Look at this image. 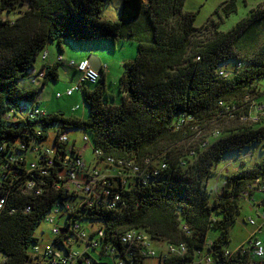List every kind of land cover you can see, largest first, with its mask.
<instances>
[{
  "label": "trees",
  "instance_id": "trees-1",
  "mask_svg": "<svg viewBox=\"0 0 264 264\" xmlns=\"http://www.w3.org/2000/svg\"><path fill=\"white\" fill-rule=\"evenodd\" d=\"M105 1L0 0V264H63L75 249L83 251L79 232L86 226L104 234H91L97 247L83 251L78 264L124 261L132 254L121 235L132 230L154 242L186 246V253L168 255L160 264H259L248 241L235 250L228 246L230 228L244 206L242 193L264 185V156L252 167L242 162L232 172L221 171V191L210 180L224 155L258 143L264 154V119L252 118L264 105V43L247 53L237 47L240 36L250 39L264 21V4L223 32V18L195 26L198 11H187L186 0H122L119 20L103 16ZM220 9L230 15L235 0L223 2L217 13ZM118 39L137 44L136 57L123 63L120 104L112 102L101 67L96 83L76 85L87 118L63 112L32 116L39 107L37 91L19 82L26 78L32 84L38 60L37 68L45 71L41 85L58 80L63 60L50 65L42 58L48 44L57 42L62 55L65 42L89 47L115 45ZM55 124L60 125L54 135L57 151L49 162L46 142ZM206 127H213L215 137L205 135L188 146ZM77 129L101 158L122 161L128 169L126 184L115 188L124 210L79 202L67 208L71 196L63 186L68 172L63 159L69 143L60 137ZM56 209L52 223L48 218ZM42 222L53 234L46 244L35 234ZM55 225L60 227L56 235ZM258 225L250 236L255 232L254 239L264 244L259 236L264 221ZM38 246L53 251L40 253ZM142 252H135V264L145 263Z\"/></svg>",
  "mask_w": 264,
  "mask_h": 264
},
{
  "label": "rangeland",
  "instance_id": "rangeland-1",
  "mask_svg": "<svg viewBox=\"0 0 264 264\" xmlns=\"http://www.w3.org/2000/svg\"><path fill=\"white\" fill-rule=\"evenodd\" d=\"M147 2V0H144ZM229 0H186L185 9L187 11H198L195 26H201L210 19L219 20L223 18V22L220 23L219 30L223 32H227L231 30L238 22L242 19L248 18L252 15V11L257 10V7H262L264 3L263 0H235L237 9L235 12L230 13V15L226 16L222 9L217 13V9L223 3ZM262 3V4H261ZM122 0H106L105 6L103 10V16L105 18L119 20L120 18V10H121ZM26 7V5L24 6ZM243 35L239 37L238 41V49L242 53L253 52L263 45L264 43V21L259 22L255 27V32L252 37L248 40L242 39ZM123 42V47H121V43ZM107 43L108 47L113 46L112 42H104ZM109 43V44H108ZM67 47L72 44H68L65 42ZM84 46L90 44H83ZM116 52H112L110 54L105 53L107 57L111 61V70L107 73V91L111 95V100L113 103L120 104L122 102V93L120 92V78L123 74L124 62L128 60H133L136 57L137 53V44L136 41L131 39H126L122 41L119 39L116 42ZM69 47H80V46H69ZM52 51V54L57 55L59 51L57 42H51L46 46L44 53L46 50ZM114 51V50H113ZM66 60L71 61L74 59L76 62H79L83 59H79L78 55L75 53H71L69 50H65L63 54ZM125 60V61H124ZM64 63V62H63ZM68 63V61H67ZM40 60L36 63V68L39 67ZM229 66H233V63H230ZM69 74L65 73V66L62 65L59 67V78L57 81L49 80L45 86L42 85H33L24 78L19 82V85L25 89L34 88L37 91V101L40 103V109L45 114H53L63 112L65 117L76 116L79 118H87L88 110L85 102L83 100L82 91L75 90L72 96H67L66 91L68 87H76V85L81 80V73L76 72L73 67H68ZM106 70V69H105ZM88 88L94 87V85H85ZM58 92L62 94L61 97H58ZM77 105L79 108L76 109ZM29 107H32V104H29ZM75 110H74V109ZM60 128L59 124H55L49 130V142L50 145L52 142V138L56 134L57 130ZM70 136V144L75 143V147L80 150L83 160L87 165L92 167L100 166L104 167L103 164L98 162L97 156L93 151V148L90 144L86 143L83 140L84 132L81 129H77L69 132ZM209 136L210 138L214 136V129L205 128V132L200 130L193 139L189 140L190 145H198L201 138L204 136ZM208 146V145H207ZM264 154L261 152V145L255 144L250 148L242 149L239 153L232 152L227 155H224L221 161L215 167L216 174L211 177L210 184L212 187H217L219 191L222 189V184L224 183L225 177L220 176L221 171L232 172L235 168H239L243 162V166L252 167L262 160ZM235 169V170H236ZM216 179H218L216 181ZM217 184L215 185V183ZM252 200H254L255 204H259L264 200V185L254 191ZM244 206L241 212L237 215L236 222L231 226V242L228 246L229 249L235 250L245 241H247L250 233L255 229V226L249 224V219L253 218L258 224L261 223L260 214L257 211L255 206H252L251 203L244 201ZM259 210H262L260 208ZM51 225L42 222L36 229L35 234L39 236L43 241L42 244H46L48 241L52 239V233L50 232ZM44 231V232H42ZM216 235L215 232H212L209 236L214 237ZM259 236L264 239V227L262 232L259 233ZM152 248L159 252L160 246L157 243L152 244ZM146 264H156V259H150Z\"/></svg>",
  "mask_w": 264,
  "mask_h": 264
},
{
  "label": "built area",
  "instance_id": "built-area-1",
  "mask_svg": "<svg viewBox=\"0 0 264 264\" xmlns=\"http://www.w3.org/2000/svg\"><path fill=\"white\" fill-rule=\"evenodd\" d=\"M47 51L42 54V58H47ZM58 60H63L61 55L58 56ZM69 64L76 68L78 72L81 73L80 82H90L96 83L101 74L100 71L95 69L90 60L88 58L83 59L79 62L75 60L69 61ZM45 76V71L40 68H35L32 72V77L30 79L33 85H41ZM76 89L78 86L75 87ZM74 91L73 89H68L66 91V95H72ZM58 97H61L62 94L58 93ZM34 115H45L44 112L39 107H35L32 111V116ZM253 120L264 119V105L257 106L255 109V113L253 115ZM50 139V138H49ZM48 141L46 145H48L47 152L49 153V162H52L54 155L56 154V145H55V137L52 138V142L49 145ZM83 140L90 144L89 137L84 134ZM60 141L62 143H69L68 154L65 156L64 164L68 168V172L66 173L65 182L63 184L64 188H66V194L70 195L71 198L67 203V208L70 207V203L73 202L77 204L79 202L88 203V205L95 206L98 209H102L105 211H122L125 209V204L121 201V194L115 191L116 187H119L120 183L125 185L127 179L125 178L126 172L128 171L125 168L122 161H116L112 157L101 158V152L96 150L94 153L97 156L98 162L103 164L104 167L100 166L92 167L87 165L83 160L81 152L79 149L75 147V143L70 144V136L67 133H64L60 137ZM91 145V144H90ZM35 164H32V167H35ZM162 168H166L165 164H162ZM137 168H135L136 170ZM155 174H158V171H154ZM30 186H34V183H30ZM255 191V190H254ZM251 190H247L242 193L244 200L251 203L252 206L259 208L256 206L254 200H252L253 193ZM39 193V192H38ZM73 196V197H72ZM57 209L53 211V215L48 218L50 222L53 223L55 213ZM260 218L264 221V208L259 212ZM249 224L255 226V232L260 230V226L256 223L253 218L249 219ZM78 225H75V229H77ZM52 232L56 235L60 232V227L58 225L53 226ZM254 232V233H255ZM98 234L99 236H103V231L99 229L97 226H86L85 229L79 232V238L81 239L80 244L83 245L82 250L86 251L89 248L97 247V241L91 236V234ZM254 233L252 236L248 237V242L252 247V254L259 264H264V244L260 240L254 239ZM121 243L126 245L128 249L131 250V254L125 255L124 261L119 259H114V262L111 264H135L134 257L136 255L137 249H142V253L145 255L144 264L147 263L150 259H156V264H160L168 255H182L186 253V246L181 244L179 246L169 245L164 242H154L150 239V236L147 233H143L137 230L128 231L126 234L121 235ZM157 243L160 246L159 252L155 251L152 248V244ZM48 250L49 253H52L53 249L49 248V246H42L41 248L36 247V251H40L43 253L45 250ZM83 251H79V249H75L72 251L68 258H64L62 261L63 264H78V259L82 255ZM133 253H135L133 255ZM114 258V257H113ZM117 260V261H116ZM134 261V262H133ZM207 262H210V259H207ZM86 264H91L90 261H86ZM107 264V263H104Z\"/></svg>",
  "mask_w": 264,
  "mask_h": 264
},
{
  "label": "crops",
  "instance_id": "crops-1",
  "mask_svg": "<svg viewBox=\"0 0 264 264\" xmlns=\"http://www.w3.org/2000/svg\"><path fill=\"white\" fill-rule=\"evenodd\" d=\"M119 40V39H118ZM116 40V42L118 41ZM126 39H122V41H125ZM116 42H115V45L113 44V46L110 45V47H108V45H92V46H89V47H69V46H72V45H69L68 47L66 45H64L65 43L62 44V49H63V52L61 53L62 57H63V61L64 63H62V65L65 66V73L69 74V69L68 67H72L71 65H69L67 63V61L69 60H66L63 56V54L65 53V50H69L71 53H75L76 55H78L79 59H86L88 58V55L93 53V54H96L100 57L101 59V62H102V67H104V82L106 83L107 82V73L108 71L111 70V61L110 59L107 57V55L105 53H112V52H116ZM123 42L121 43V47H123ZM114 50V51H113ZM48 53H47V59H46V62L50 65H53L56 63V61L58 60V56L60 55V50L57 52V55L55 54H52V51L51 49L50 50H46ZM110 52V53H109ZM74 60V59H72ZM125 61V60H124ZM42 62H40V65H41ZM61 65V66H62ZM74 68V67H73ZM106 69V70H105ZM74 70L76 72H78L75 68ZM47 84V83H46ZM45 86V85H43ZM68 89H72V87H68ZM59 93V92H58ZM39 107H40V103H39ZM41 108V107H40ZM263 202V201H262ZM256 206H258L259 208H257V211L258 213L261 212V210H259L260 208H262L259 204H257Z\"/></svg>",
  "mask_w": 264,
  "mask_h": 264
},
{
  "label": "water",
  "instance_id": "water-1",
  "mask_svg": "<svg viewBox=\"0 0 264 264\" xmlns=\"http://www.w3.org/2000/svg\"><path fill=\"white\" fill-rule=\"evenodd\" d=\"M88 59L90 60L92 66L95 69H97V70H100L101 69L102 62H101V59H100V57L98 55L91 53V54L88 55ZM261 207L264 208V200H263V202L261 204Z\"/></svg>",
  "mask_w": 264,
  "mask_h": 264
}]
</instances>
